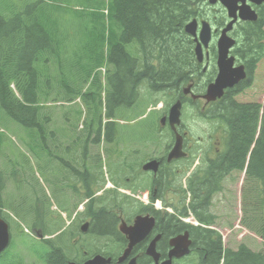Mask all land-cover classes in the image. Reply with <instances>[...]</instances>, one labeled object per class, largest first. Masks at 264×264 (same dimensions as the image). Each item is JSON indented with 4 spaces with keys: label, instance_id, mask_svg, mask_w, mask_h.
Segmentation results:
<instances>
[{
    "label": "trees",
    "instance_id": "obj_1",
    "mask_svg": "<svg viewBox=\"0 0 264 264\" xmlns=\"http://www.w3.org/2000/svg\"><path fill=\"white\" fill-rule=\"evenodd\" d=\"M207 6V0H0V108L20 125L45 134V126L52 122L51 113L46 111L48 104L54 107L58 102L57 97H53L50 79L56 66L64 73L69 52L78 55L83 50L90 54L86 57L91 61L88 74L104 63L115 70L109 79L113 92L129 94L126 102L122 98L121 105L135 104L143 84L152 93L180 91L199 71L193 40L183 28L193 19H206L217 27L223 26L226 20L221 9H216V14L208 18ZM257 12L256 22L241 23L235 30L237 43L232 54L246 67L247 79L212 104L205 114L209 121L224 126L226 149L207 167L208 184L198 183L197 190L192 191L198 199L192 211L203 221L210 189L218 190L231 172L243 173L241 224L264 240V105L236 99L251 86L257 67L264 59V3ZM83 33L94 38L92 45L84 43ZM88 74L81 84L87 83ZM113 79L121 83V88ZM70 94L63 98L65 102L70 100ZM110 98L109 95L107 103ZM43 142L47 147L46 141ZM191 183L189 180L188 186ZM88 197L91 200L87 210L79 217H92L98 220L101 231L110 230L112 218L103 210L111 208L105 204L101 209L99 196L89 194ZM121 198L117 196L109 201L126 203V198ZM134 209L130 205L124 211ZM51 215L61 219L48 207L42 212L34 207L18 219L35 229L42 218V235L49 237L63 227L58 219L47 224ZM186 228L193 244L207 252L202 264H220L221 260L222 264H264V249L253 252L245 245L236 251L224 249L216 231ZM69 232L70 229H66L53 239L42 240L41 244L49 249L41 256L43 264V261L68 264L86 260L80 251L75 252L73 258L65 252L71 238Z\"/></svg>",
    "mask_w": 264,
    "mask_h": 264
},
{
    "label": "flooded vegetation",
    "instance_id": "obj_2",
    "mask_svg": "<svg viewBox=\"0 0 264 264\" xmlns=\"http://www.w3.org/2000/svg\"><path fill=\"white\" fill-rule=\"evenodd\" d=\"M246 3L257 12L259 6L248 0ZM229 35L233 37V30ZM214 38L215 35L212 39ZM213 44L212 41L203 50L200 65L203 69L202 74H206L213 67L211 71L216 76L217 51ZM95 72L96 70L93 75L96 74ZM109 72L108 68L106 74ZM113 82H117L116 79H113ZM90 84L91 92L86 90L81 93L87 99L88 105L95 100L89 95H93L98 87V82L93 85L92 81ZM118 84L121 88V83L117 82ZM110 87L112 88L113 85H110L105 77V91L109 92L111 98L110 102L103 105V112L98 122L77 127L56 122L53 125L56 129L50 131L51 175L55 178L57 188L63 190L66 196V199L59 203L60 209L56 208L62 210L66 218H70L65 229H70L71 238L65 247V252L70 254L80 251L86 260L95 255H101L105 259H110L107 264H202V260L207 259V252L201 250L197 244H193L191 234L186 228L188 225L180 219L184 196L182 192H175V189L170 187V183L175 182L176 177L190 166L192 157L197 155L189 177L193 175V180L207 185L208 172L204 167H208L225 152L226 133L222 129L213 128L210 129L207 138L200 137L193 140L184 130L183 125H180L177 127V132L182 136L184 156L168 160L174 144V134L170 126L167 123L158 124L162 127L159 128L157 124H150L148 129L139 133L136 119L131 118L127 121L120 119L121 115L129 114L134 108L126 103L121 105L122 98L125 102L129 99L128 92L121 91L115 94L113 90L108 91ZM195 88L196 85L193 83L188 95L184 91H181V94L194 97L192 91L195 92ZM195 99L199 114L206 112L212 106L210 103L206 104L201 98ZM106 115L111 117L106 118ZM163 128L166 129V134L160 138V130ZM44 136L45 134L40 132L41 140L45 139ZM147 147H154L155 150L150 155L142 151L148 158L136 163L133 160L134 155H137L140 149L146 150ZM150 161H155V171L144 172L142 167ZM186 163V166H182ZM201 167L203 168L200 171L196 169ZM144 182H146V189L143 192L146 193L147 198L141 204L137 202L140 199L135 194L142 193L140 190ZM186 189L188 191L184 204L188 207L192 204L191 200L198 199L193 198L192 189ZM89 194L102 198L101 209L105 204L111 208L109 211L103 210L112 218L113 225L110 230L101 231L98 220L92 217L80 220L82 225L77 224L78 216L87 210L91 200L88 197ZM213 194L215 192L211 194L209 201ZM117 196L126 198V203L118 204L109 201ZM130 196L135 197L137 202L135 203L137 211L133 214H127L124 211L131 205L127 201ZM156 201L159 202L158 205ZM139 216H147L148 219L144 222L145 226L135 228V218ZM56 218L59 219V217ZM214 223L215 219L202 221L204 225L211 226ZM199 226L200 223L196 228ZM61 232L62 230L59 233ZM138 236H140L139 239L130 247L131 238L136 239ZM95 242H98V245ZM186 247L187 254H183L181 251ZM7 251L0 253V264H24V259L18 251H14L17 254L14 253L11 257Z\"/></svg>",
    "mask_w": 264,
    "mask_h": 264
},
{
    "label": "rangeland",
    "instance_id": "obj_3",
    "mask_svg": "<svg viewBox=\"0 0 264 264\" xmlns=\"http://www.w3.org/2000/svg\"><path fill=\"white\" fill-rule=\"evenodd\" d=\"M216 9H219V7H211L209 5L205 7L207 17L212 18L216 14ZM82 37L85 44L92 45L93 37L87 33H83ZM213 42L215 43V41ZM69 54L68 60L65 61L63 74L61 73L63 71L61 68L58 69V66H56L54 72V67L51 66L52 74L53 72L54 74L50 79V86L52 87L53 97L56 95L59 103L54 107H52L53 105L50 106L52 103H49V107L46 109L49 114L51 113L52 117L51 124L45 126L47 130L44 138L47 147L44 145L43 139L39 138L40 132L20 125L9 118L0 108V207H2L6 214L11 216L10 218H12L13 222H16L14 218L17 220V218L23 217L27 210L34 209L36 206L39 212L44 211L39 209V207L45 202H51L60 209V201L66 199L64 191L57 188L58 185L54 180L55 178L51 175L52 149L50 131L56 129L52 123L58 122L59 124H70L77 127L82 124L98 122L101 115L98 104L94 105L95 107L92 105L89 107L82 97H79L74 103L64 104L63 98L69 96L70 93L68 92L73 91L80 94L82 88L85 87V85L81 84V81L86 78L91 63L86 58L90 55L87 50H83L78 55L73 54V52H69ZM107 70L108 67L104 65L98 69L102 80L100 87L101 98H103V86L105 87V78H103L102 74H106ZM204 80L200 78L197 85L201 87ZM92 81L96 83L98 82V78L93 77L90 82ZM90 82L88 83V87L90 86L88 92L92 90ZM67 88H70L69 91H67ZM168 93L177 94L179 90H172V92ZM139 97L133 111L129 112V114L124 113L120 119L123 121L130 120L131 118L136 119L137 129L140 133L148 129L150 123L156 124L155 122L159 121V118L163 114L162 112L171 105V98L174 97V94L150 93L142 85L139 88ZM236 99L244 102L255 101L264 104V59L260 61L257 67L251 86L238 95ZM157 102L159 106H163V109L160 111H158L159 109H155V113L150 112L147 107H154ZM182 124L184 130L189 133L193 140H197L200 137L207 138L210 129L218 126L215 122L210 123L204 120L194 109L188 106L183 109ZM160 134V138H162L166 134V129L160 130ZM154 150V147H147L146 150L140 149L139 153L134 155L133 160L136 163L137 161H145L148 156L142 151H146L150 155ZM196 159L197 155L193 156L194 161L189 163L190 166L186 168V172L193 167L192 165ZM186 165L187 163L182 166ZM196 169L198 171L201 170L199 168ZM184 180L185 174L176 177L173 188L178 190V187H181L180 185L184 183ZM243 181V173H231L222 182L218 191L212 195L210 213L215 219L213 228L220 234L224 248L235 250L239 245H245L253 252H260L264 249V241L239 225V219L242 215L240 202L242 199L241 188L243 187ZM145 189L146 182L143 183L140 191L143 192ZM54 209L52 211H55ZM5 213L3 215L7 218ZM26 219L29 220L28 218ZM80 220L82 219L78 216L77 224H80ZM12 224H10L12 233L16 234V236H13V242H11L10 247L7 249L10 257L16 253L13 251L15 250L23 256L24 264H43L41 256H44V253L49 251V249L38 242V237L42 236V224L39 223L35 231L30 230V227L26 225L29 223L26 221L22 222L23 226L21 229H19L20 227L15 228V224ZM23 228L27 229L30 235L24 233L17 236ZM58 235L60 234H57L56 237ZM95 244L98 245V242H95ZM70 256L73 258L76 254L70 253ZM35 257L40 258V261ZM43 262L45 264V261Z\"/></svg>",
    "mask_w": 264,
    "mask_h": 264
},
{
    "label": "water",
    "instance_id": "obj_4",
    "mask_svg": "<svg viewBox=\"0 0 264 264\" xmlns=\"http://www.w3.org/2000/svg\"><path fill=\"white\" fill-rule=\"evenodd\" d=\"M247 0H208V3L211 5L219 2L221 6H223L227 12V16L230 19L229 23L225 26V28L221 31L220 37L217 41V68L218 74L213 83H211L206 90L203 98L207 102L215 101L219 99L226 88H232L239 81L245 78V73L243 71V67L233 68L234 58H228V52L235 44V40L227 36V32L232 29L233 24L237 21V19L242 21H256L257 15L255 11L251 9L249 5L246 4ZM251 3L255 5H261L264 0H249ZM241 3L238 5V3ZM197 22L195 20L191 21L185 26V32L194 38L196 42L195 54L198 61H201L202 56V47H207L210 38H211V28L207 22H202L200 25L199 35L197 37ZM180 110H181V102L176 101L169 109L167 118L161 119V124H164L167 119L169 126L172 130H175V126L180 124ZM181 137L176 135V141L173 149L169 153L168 160L177 159L183 157L184 154L181 151ZM156 169L155 161L149 162L143 166L144 171ZM145 217H138L136 219L135 228H139L141 226H145ZM131 238L130 247L139 239ZM9 243V231L8 225L5 221L0 218V252H2ZM183 254H187V247L185 250L181 251ZM110 262V259H105L102 256H94L88 261L82 264H107ZM73 264V263H71Z\"/></svg>",
    "mask_w": 264,
    "mask_h": 264
},
{
    "label": "bare ground",
    "instance_id": "obj_5",
    "mask_svg": "<svg viewBox=\"0 0 264 264\" xmlns=\"http://www.w3.org/2000/svg\"><path fill=\"white\" fill-rule=\"evenodd\" d=\"M184 29V28H183ZM4 33V32H3ZM0 34H1V32H0ZM2 35V34H1ZM163 36V35H162ZM142 37H143V35H142ZM170 37V36H169ZM155 39V38H154ZM168 39V38H167ZM173 39V38H172ZM157 40V39H156ZM160 40V39H159ZM162 40V39H161ZM174 40V39H173ZM165 41V40H164ZM154 43L153 44H155V40L153 41ZM159 42V41H158ZM127 44V43H126ZM158 45V44H157ZM152 46V45H151ZM156 47V46H155ZM152 49V48H151ZM157 49V48H156ZM166 52V51H165ZM125 54V53H124ZM168 56V55H167ZM110 57V56H109ZM144 57V56H143ZM152 57V56H151ZM166 58V57H165ZM169 58V57H168ZM119 65V64H118ZM134 67V66H133ZM147 67V66H146ZM146 72V71H145ZM135 74V73H134ZM135 77V76H134ZM237 128V127H236ZM256 210V209H255ZM251 216V215H250ZM225 218V217H224ZM225 220V219H224ZM221 221V220H220ZM218 230V229H217ZM218 236H220V234H218ZM221 237V236H220Z\"/></svg>",
    "mask_w": 264,
    "mask_h": 264
}]
</instances>
